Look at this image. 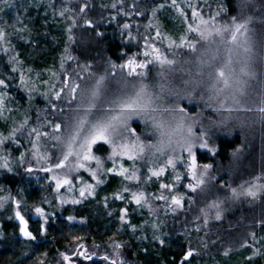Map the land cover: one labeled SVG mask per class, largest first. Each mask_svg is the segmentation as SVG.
Instances as JSON below:
<instances>
[{"label":"snow or ice","instance_id":"1","mask_svg":"<svg viewBox=\"0 0 264 264\" xmlns=\"http://www.w3.org/2000/svg\"><path fill=\"white\" fill-rule=\"evenodd\" d=\"M3 2L8 3V0ZM119 3L120 11L128 15L123 9L124 0H119ZM182 5L190 9L192 23H188V14ZM169 6L175 8L184 22L188 23V33H194L198 39L189 40L187 36H181L180 42L176 43L165 37L164 39H168L167 47L186 48L191 55L183 60L169 59L160 48L150 42L153 38L143 36V51L133 55L125 52L123 55L127 59L124 63L116 64L108 60V68L104 70V74L95 78L91 84L88 80L96 74L90 71L91 64H85L81 68L88 79L77 72L75 75L78 79L73 80L68 76L62 81L63 86L51 93V98L48 93L43 94L57 119H49L47 114L38 113V126L27 127L26 130L31 147L28 152L20 153L16 164L27 174H48V187L55 194L58 206L81 204L95 196L97 188L107 182V177L118 176L122 185L111 198L120 201L127 199L137 208H146L150 214L162 210L165 215L169 210L173 213L182 212L197 204L199 198H203L205 204L198 209L199 215L193 219L194 224L200 225L195 227V231L199 232L202 227H208L212 220L221 221L224 218L226 202L264 201V173L238 187L221 183L219 188L226 190L224 199H209V181H216V177L212 175L214 164H201L197 156L200 149L207 151L212 157L217 155V148L209 136L211 128L226 126L233 119L238 122V127L243 128L246 119H253L234 114L254 113L255 119L264 123V34L259 40L255 38L254 30L249 28L253 16L246 14L248 9L255 6V0H236L239 17L233 15L226 22H222V14L226 16L228 11L224 6H220L209 19L204 18L193 0H170ZM52 7L55 8V5ZM88 7V3L82 4L79 12L84 13ZM111 7L116 8L117 3H113ZM164 7L163 3L158 5V8ZM132 8L135 15H144L138 8L137 0H133ZM68 11L71 9L62 8L59 15L64 16ZM156 12L157 8L153 7V17ZM69 20L72 27H75V18L69 16ZM84 23L88 27L93 26L91 20H85ZM72 27L67 29L70 33L68 39L74 42ZM131 27L129 23L123 24L124 29ZM146 27L151 28L153 25L150 22ZM14 30L22 32L24 29ZM8 36L9 33L0 28V48H3L5 55L12 51ZM127 36L129 41L137 39L131 31ZM160 36L161 32L157 29L156 37ZM176 55L173 53V56ZM138 56L145 59L139 60ZM9 63L20 61L16 55H10ZM154 64L159 70L155 73V83H150V65ZM117 69L121 70L119 76ZM12 71L17 69L13 67ZM177 80L179 84L176 83ZM252 81H257L256 86H253ZM20 83L31 98L34 86L23 74L20 75ZM8 87L7 81L0 78V88ZM5 99L6 94L0 92V117L5 110ZM62 99L64 106L58 107L54 101ZM183 101L195 104L200 107V111H190ZM47 111L46 109L45 113ZM206 111L209 112L207 116ZM224 113L227 115H223ZM213 114L220 119H214ZM29 119L26 118L19 127H14L8 136L0 134V149L9 141L19 144L17 135L26 129ZM135 120L143 123L142 131L133 126ZM239 151L240 149H236L232 153L234 158ZM12 163L8 154L0 155V169L12 173ZM169 170L171 180L166 182L163 178ZM82 172H87L92 182L85 181ZM154 180L159 182L158 191L148 192L144 186ZM133 186H136L135 190ZM181 188L187 191H182ZM4 191L0 188V192ZM109 198H103L106 208ZM9 201L14 205V217L9 219L14 218L19 222V234L26 241H36L37 236L29 230V221L23 214L25 211H30L39 218V234L47 233L46 225L55 211L49 213L43 205L53 206V200L44 197L39 204L28 205L23 198L17 199L10 191L7 195H0V207ZM154 202L163 203L154 206ZM108 215L112 216L113 213L109 212ZM66 219L73 222L76 218L68 216ZM119 220L133 233L137 231V226L131 224L128 218V208L119 210ZM80 222L84 223L83 220ZM258 224L264 227V219L258 221ZM151 227L159 230L156 223ZM248 235L253 240L257 238L255 231ZM2 238L0 235V239ZM153 238L161 245L165 243L160 236L154 235ZM74 239L80 241L83 237ZM241 246L250 245L245 241ZM109 247L112 252L100 259L107 264H126L121 252L125 244L111 240ZM230 251L231 249H226L223 255L228 256ZM256 254H259V250ZM95 255L83 243H76L71 254L59 253L62 264H75L73 257L92 260ZM195 255H198L196 249L189 244L180 264H188ZM248 259L251 260L252 257ZM37 264H45V259H39Z\"/></svg>","mask_w":264,"mask_h":264},{"label":"trees","instance_id":"2","mask_svg":"<svg viewBox=\"0 0 264 264\" xmlns=\"http://www.w3.org/2000/svg\"><path fill=\"white\" fill-rule=\"evenodd\" d=\"M193 2L197 3L200 9L205 0H193ZM219 2L207 0V6H211L212 9V14L207 19L215 15L213 12L218 11L217 8L220 6H224L228 10L226 16L222 15V22H226L225 19L229 14L239 17L236 0H219ZM84 3H88L89 7L84 13H81L79 7ZM113 3H117L116 8L111 7ZM161 3L165 4L164 8H158ZM256 3L260 7L257 12H255L256 7L254 6L246 13L253 16V22L249 25L250 29L253 28L255 22L258 26L262 17L260 13L264 2L255 0ZM53 4L55 8L52 7ZM132 4L133 0H124L123 9L128 13V15H124L120 11L119 0H8V3L0 0V28L9 33L8 39L11 41V48L17 53V58L20 61V63H9V55H5L3 48H0V78H4L9 84L6 89L0 88V92L6 94L5 110L2 116L4 124L6 123V135H9L7 128L12 121L13 129L19 127L26 118H30L26 129L17 135L19 144H14L17 151L28 152L30 149L31 145L28 143L26 130L27 127L38 126V113L47 114L49 119H57L55 113L51 111L49 101L43 94L48 93L51 98V93L54 90L58 91L60 84L68 76L77 80L75 75L77 72L86 78L87 74L82 71V65L91 64L90 71L96 74L95 77H98L104 74V70L108 68V60L116 64L124 63L127 59V56L123 55L125 52L128 55H133L143 51V36L153 38L150 42L160 48L165 55L173 50L167 47L168 39H164L165 37L176 43L180 42L181 36H187L189 40L198 39L194 33L192 35H195L196 38L190 36L191 33L187 31L189 19L188 23H185L176 9L169 6L170 0H137L139 10L144 12L142 16L134 14ZM65 7L71 11L60 16L59 11ZM153 7L157 8L158 15L155 17L151 14ZM184 7L189 17L191 11L186 6ZM69 16L75 18V27H72ZM85 20H91L93 26L88 27L84 23ZM150 22L153 27L147 28L146 26ZM124 23L131 24V29H124ZM70 27H72L71 35L74 36V42L68 39L70 33L67 29ZM21 28L24 29L22 32L14 30ZM157 29L161 32L160 37H156ZM129 31L137 37L136 41H129L127 36ZM97 33H102V35H97ZM262 34H264V28L260 32L258 27L255 38L259 40ZM179 50L184 52L185 56L190 54L186 48ZM69 57H73V59H69ZM139 59H145V57L139 56ZM13 67L17 71L13 72ZM152 67L156 68L157 65H150V68ZM45 69H53L57 73L49 91L41 94L40 88H38L36 94H41V96L35 95L34 98H28V91L20 83V75L23 74L30 84L35 83L38 87L42 83L40 81L41 72ZM39 71L40 73H38ZM116 72H121V70L117 69ZM55 85H57V89ZM54 103L58 107L64 106L63 99L54 101ZM46 109L47 113H45ZM235 115L253 119L251 121L246 119L243 128L237 126L238 122L235 119L229 121L226 126H220L221 133L214 132L211 137V142L217 148L215 157L203 149L197 152L198 161L201 164H214L212 175L214 174L216 180L219 181V183L215 181L217 187L221 183L236 186L244 178L251 181L254 176L264 173V123L256 120L254 113ZM11 117L14 120L11 121ZM0 134L3 135L5 132L0 131ZM236 149H240V151L234 158L232 153ZM103 150L104 146L101 147V152ZM33 166H35L34 162ZM19 169L16 164L12 173L0 170V185H6V192L10 191L17 199L23 198L28 205L39 204L46 194L55 195L51 189H48L49 181L46 179L48 174L35 172L36 178H32L31 181L29 179L27 184L21 186L22 179L18 180L17 174L19 171L21 174H27L24 173L23 168ZM82 175L85 181L92 182L87 172H82ZM37 178L41 180L38 183L33 181ZM157 183L159 182L154 181L144 187L148 192H157ZM121 185L120 177L109 176L107 182L97 188L95 196L89 197L81 204L63 205V208L55 211V215L51 217L46 225L47 233L43 236L38 232L39 218L34 213L25 211L23 214L29 221V230L37 236V240L24 241L34 257L31 259H27L31 256L26 257L19 264H37L36 260L42 253L47 254L45 262L49 264L53 262V259H46L48 255L49 257L55 253L59 255L66 251L67 247L76 243H83L90 252L96 253L92 260L73 257L78 264L80 262L81 264H107L100 257L112 252L109 247L111 240L125 244L121 252L126 264H180L189 244L197 248L195 245L199 246L204 233L209 239L208 247H204L199 256L191 258L188 264H264V239H261L264 237V227H260L258 224L260 221L258 210L253 211V214L244 209L228 212L226 209L230 208L226 206L231 204L226 202L224 218L221 221L212 220L208 227L201 228L202 232H196L195 227L200 225L194 224L193 219L199 215L198 209L205 204L203 198H199L197 204L191 208H185L182 212L173 213L169 210L166 215L163 211L150 214L146 208H137L127 199L125 201L112 199V194ZM181 190L187 191L184 188ZM221 191L218 194L221 195L220 199H224L226 190L221 189ZM215 193L214 198L218 196L217 192ZM191 195L196 196V194ZM105 196L110 197L107 208L104 207L103 198ZM56 203L57 201L53 203V206ZM9 205L14 207L11 201L8 202ZM43 207L46 208V204ZM121 208H128V218L131 224L137 226L135 233L128 226L121 224L119 220ZM47 212L52 213L51 211ZM109 212H112L113 215L109 216ZM68 216H74L75 221L69 222L66 219ZM82 220L84 223L80 222ZM10 223L9 221L2 222L5 233L7 227L11 228ZM153 223L158 224V231L151 227ZM14 228L12 227V230L14 229L15 232V225ZM253 231L257 233L256 240L251 239L248 235ZM154 235L160 236L165 243L159 244L154 240ZM75 237H83V239L75 241ZM245 241L250 245L249 247L241 246ZM5 242L0 241V264H13L20 254L12 251L10 244ZM94 245L99 247H94ZM226 249H231L228 256L223 255ZM257 250L261 257H257ZM248 257H252V259L249 260Z\"/></svg>","mask_w":264,"mask_h":264},{"label":"rangeland","instance_id":"3","mask_svg":"<svg viewBox=\"0 0 264 264\" xmlns=\"http://www.w3.org/2000/svg\"><path fill=\"white\" fill-rule=\"evenodd\" d=\"M216 1L219 2V0H216ZM263 2H264V0H263ZM255 7H256L255 12H257L258 8H260L259 7V4L256 3L255 4ZM198 10L202 11V14H203V16H204L205 19H207V17L210 14H212L211 6L208 7L207 6V3L201 4L200 9L198 8ZM217 10H219V8H217ZM216 12L217 11L215 10L213 13H216ZM260 14H261L260 16H262L261 17L260 24H258V26H257L256 25V22H255V24H254V26L252 28V30H254V33L255 34L257 33L258 27L260 28V32L264 28V22H262V19L264 20V7H263V5H262V12ZM156 15H158V14L156 13ZM222 15H224V14H222ZM231 16H233V15L229 14V16H227V18L225 19V21H227V19L229 17H231ZM156 17H158V16H156ZM189 23H192L191 14H189ZM14 36H17V35H14ZM190 36H192L193 38H196V36L195 35H192V33H191ZM198 47H199V45H198ZM173 53H176L177 55L176 56H173ZM183 53L184 52H182L181 50L176 49V48H173L172 52H167L166 55L168 56L169 59L176 58V59H180V60H183L182 58H186L187 56L191 55V54H187L185 56ZM10 55H16L17 56V53L14 50H12L9 53V56ZM138 59H139V56H138ZM139 60H144V59H139ZM185 67H188V66H185ZM151 69H152V72H151V74L149 76V81L148 82L155 83V79H156L155 73L159 69H158V66L156 68L155 67H152ZM138 71H140V70H138ZM38 73H40V71ZM41 74H42V77L40 78V81L42 83L38 87H37V85L35 83H33L32 86H34L35 91H32L31 92V98H34L37 95L38 96H41L42 92H46L51 87V85L53 84L52 82L56 79V76H57V73H55V70H53V69H50V70H46V69L45 70H42ZM119 75H121V72H117V76H119ZM95 78H98V77H94V78L88 80L89 84H91ZM185 78H187V77H185ZM86 79H88L87 76H86ZM112 79L114 80L115 78H112ZM45 81H47V83H45ZM176 83L179 84V80H177ZM251 83L253 84V86H255L257 84V81H252ZM55 86H56V89H57V85H55ZM62 86H63V84L61 83L60 84V88ZM38 88H40L39 91L41 92V94H36L37 91H38L36 89H38ZM28 98H30L29 95H28ZM182 103L186 107H188L190 111H193V112L200 111V107H197L195 104H188L187 101H183ZM208 114H209V112L206 111L205 112V115L207 116ZM223 115H227V114L224 113ZM213 118L214 119H220V117L216 116L215 114H213ZM12 120H14L13 117H11V121ZM3 121H4L3 120V117H0V131L5 132V134H3V136H8V135H6L7 133L5 131L6 130V123L4 124ZM12 122H11V125H9L8 128H7L9 130L8 133H10L11 130H12V124H13ZM205 123L207 124V121H205ZM133 126L134 127H138V129L140 131H142L143 128H144L143 123L141 121H139V120L133 121ZM233 127H235V126H233ZM3 129H4V131H3ZM214 132L217 133V134L221 133L220 132V128L219 127H213V128H211V130L209 131V136L212 137V134ZM14 144L15 143L9 141V142L6 143V145L4 146L3 149H0V155H5V154H8L9 155V159L13 162L12 163L13 168L16 167V164H15V161L17 160L16 158L19 157V155H20L21 152H25V150H19V151H17L15 149L16 147H15ZM28 158L30 159V156ZM128 163H130V162H128ZM0 170H2V169H0ZM19 170H21V168ZM232 170L234 171L233 165H232ZM25 174H27V173H25ZM35 175H36V173L24 175V174H21L20 171H19L18 174H17V177H18V180H21L22 179L21 180V186H22L23 184H27L29 179H30V181H31L32 178L35 179L36 178ZM163 179L166 182H170V180H171V170H169V172L166 174V176ZM33 181L34 182L36 181L38 183V181H41V180L39 178H37L36 180H33ZM245 181H249V180H247L246 178H244L243 180L239 181V183L236 186H232V187H238L240 184L244 183ZM215 185H216L215 181H209V186H208L209 199H215L214 198L215 195H216L215 192H217V194H218V192L221 191V189L219 187H217L218 185L217 186H215ZM0 188L6 190V185L5 186L4 185H0ZM18 189H20V186H18ZM48 189H50V188H48ZM133 190H135V186H133ZM62 192H63V190H62ZM221 192H224V191H221ZM7 194H8V192H6V191L0 192V195H7ZM45 196L48 197L50 200H53V203L56 202V200L54 199V196H49L48 194H46ZM220 196L221 195L218 194L217 197L220 198ZM161 203H163V202H156V203L154 202V206H158ZM229 203L231 205H227L226 206V207L230 208V209H226L228 212L229 211H233V210H237V209L238 210L244 209L247 212H250L251 214H253V211L258 210L257 213H260V217H259L260 220L261 219H264V201L250 202V201L241 200V201L235 202V203H232V202L229 201ZM61 208H63V206H58V201H57L56 205H54V206H49L48 204H46V208L45 209L47 211L53 212V211H59V210H61ZM163 212H165V211H163ZM9 217H14V207H11L10 205L8 206V202H7L6 204H4L3 207H0V235H2V237H3L2 239H0V241H3V242L6 241L5 243L10 244L12 251L17 252L18 254H20L18 256V258H16L15 263H13V264H19L20 261L23 262L26 257L31 256V257L27 258V259H31L34 256L32 255V253H30V250L31 249L28 247L27 244H25V242H24L25 240H21V238L18 235V223H17V221L14 218L13 219H9ZM25 217H26V215H25ZM4 221L11 222L10 223L11 224V228L10 227L9 228L7 227V232L6 233L4 232V227L2 226V222H4ZM14 225L16 227L15 232H14V229H15L14 228ZM12 227L14 228L13 230H12ZM41 236H43V235H41ZM206 236H207L206 233H204L203 236H202V238H201V242H200L199 246L195 245L197 247V248H195L196 251H197V253H198L197 256H199V254H201V250L204 249V245L205 244L207 245V247L209 245V241H208L209 239ZM74 247H75V245H70L69 247L66 248V251H64V252H67V253L71 254L72 249ZM205 249L207 250L208 248H205ZM263 249H264V246H263ZM43 254H45V253H42L40 255V258H38L36 260V262L39 259H41V258L45 259V256ZM258 256L261 257L260 256V252L257 255V257ZM46 259H53V262H51L49 264H62V261L60 260V257H59V255H57V253H55L54 255H51V257H49V255H48V257ZM32 264H36V263H32ZM45 264H47V263L45 262ZM75 264H78L77 261H75ZM80 264H81V262H80Z\"/></svg>","mask_w":264,"mask_h":264},{"label":"water","instance_id":"4","mask_svg":"<svg viewBox=\"0 0 264 264\" xmlns=\"http://www.w3.org/2000/svg\"><path fill=\"white\" fill-rule=\"evenodd\" d=\"M17 223H18V233H19V222L17 221ZM20 235V234H19ZM20 237L22 238V239H24L25 240V238L24 237H22L21 235H20Z\"/></svg>","mask_w":264,"mask_h":264}]
</instances>
